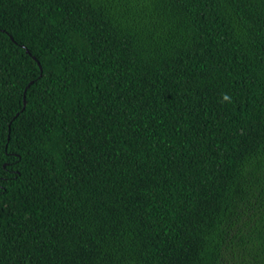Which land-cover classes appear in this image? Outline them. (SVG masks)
I'll return each mask as SVG.
<instances>
[{"label": "trees", "instance_id": "trees-1", "mask_svg": "<svg viewBox=\"0 0 264 264\" xmlns=\"http://www.w3.org/2000/svg\"><path fill=\"white\" fill-rule=\"evenodd\" d=\"M0 264H264V0H0Z\"/></svg>", "mask_w": 264, "mask_h": 264}, {"label": "water", "instance_id": "water-1", "mask_svg": "<svg viewBox=\"0 0 264 264\" xmlns=\"http://www.w3.org/2000/svg\"><path fill=\"white\" fill-rule=\"evenodd\" d=\"M29 51V50H28Z\"/></svg>", "mask_w": 264, "mask_h": 264}]
</instances>
